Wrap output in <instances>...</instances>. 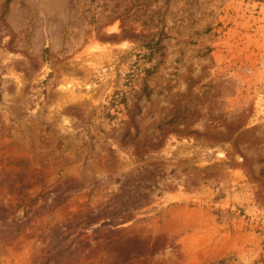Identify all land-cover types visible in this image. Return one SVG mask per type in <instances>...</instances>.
Masks as SVG:
<instances>
[{
    "label": "rangeland",
    "instance_id": "obj_1",
    "mask_svg": "<svg viewBox=\"0 0 264 264\" xmlns=\"http://www.w3.org/2000/svg\"><path fill=\"white\" fill-rule=\"evenodd\" d=\"M0 264H264V0H0Z\"/></svg>",
    "mask_w": 264,
    "mask_h": 264
}]
</instances>
